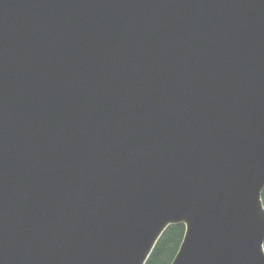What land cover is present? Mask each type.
<instances>
[{"label": "water", "instance_id": "95a60500", "mask_svg": "<svg viewBox=\"0 0 264 264\" xmlns=\"http://www.w3.org/2000/svg\"><path fill=\"white\" fill-rule=\"evenodd\" d=\"M264 0H0V264H264Z\"/></svg>", "mask_w": 264, "mask_h": 264}, {"label": "trees", "instance_id": "16d2710c", "mask_svg": "<svg viewBox=\"0 0 264 264\" xmlns=\"http://www.w3.org/2000/svg\"><path fill=\"white\" fill-rule=\"evenodd\" d=\"M264 204V191L262 193ZM184 235V226L169 227L155 246L146 264H171Z\"/></svg>", "mask_w": 264, "mask_h": 264}]
</instances>
